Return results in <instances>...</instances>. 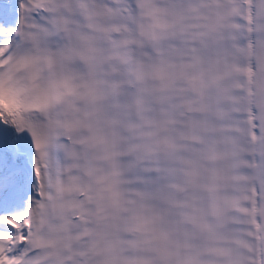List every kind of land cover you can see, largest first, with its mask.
<instances>
[{
    "label": "snow or ice",
    "instance_id": "1",
    "mask_svg": "<svg viewBox=\"0 0 264 264\" xmlns=\"http://www.w3.org/2000/svg\"><path fill=\"white\" fill-rule=\"evenodd\" d=\"M0 264H264V0H0Z\"/></svg>",
    "mask_w": 264,
    "mask_h": 264
}]
</instances>
